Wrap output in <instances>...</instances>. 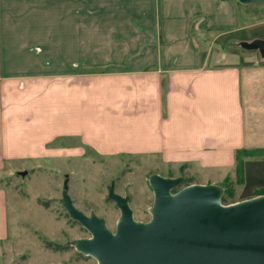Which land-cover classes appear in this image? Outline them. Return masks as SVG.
<instances>
[{"label": "crops", "instance_id": "crops-1", "mask_svg": "<svg viewBox=\"0 0 264 264\" xmlns=\"http://www.w3.org/2000/svg\"><path fill=\"white\" fill-rule=\"evenodd\" d=\"M244 6L0 0V169L86 146L218 184L236 150L261 149L243 157L244 197L264 193V59L210 51L243 26Z\"/></svg>", "mask_w": 264, "mask_h": 264}, {"label": "rangeland", "instance_id": "rangeland-1", "mask_svg": "<svg viewBox=\"0 0 264 264\" xmlns=\"http://www.w3.org/2000/svg\"><path fill=\"white\" fill-rule=\"evenodd\" d=\"M241 10L247 17L243 26L221 32L211 40L210 51L214 59L218 56L221 61L225 53L238 55L242 64L264 59L257 49L244 45V42L264 38V3L251 2ZM82 149V156L25 160L19 161L18 165L6 164L0 169V191L5 195L4 201L0 197V214L5 212V217L0 215V264L96 263L92 256L84 255L69 244L75 237H87L90 232L70 218L61 205L60 191L65 174L68 175L72 203L85 213L92 211L102 216L112 231L119 208L108 197L107 186L111 183L114 190L128 196L132 215L135 220L142 221L151 216L149 207L153 192L148 184L149 174L182 176L173 191L188 183H199L184 174L183 169L161 164L156 158L125 154L102 156L86 146ZM20 170H26V173L22 175ZM228 177L233 193L227 196L225 187L218 183L224 188L222 203L252 197H244L247 186L243 174L237 177L235 165Z\"/></svg>", "mask_w": 264, "mask_h": 264}, {"label": "water", "instance_id": "water-1", "mask_svg": "<svg viewBox=\"0 0 264 264\" xmlns=\"http://www.w3.org/2000/svg\"><path fill=\"white\" fill-rule=\"evenodd\" d=\"M244 45L264 56V38ZM67 177L61 205L90 232L69 244L92 256L95 264H264V193L224 204V188L217 183H188L173 191L182 176L151 173L153 198L146 221L135 220L127 195L114 190L113 183L107 186L108 197L119 208L112 231L102 216L72 203Z\"/></svg>", "mask_w": 264, "mask_h": 264}, {"label": "trees", "instance_id": "trees-1", "mask_svg": "<svg viewBox=\"0 0 264 264\" xmlns=\"http://www.w3.org/2000/svg\"><path fill=\"white\" fill-rule=\"evenodd\" d=\"M258 151H261V149L250 150V149L242 148V149L235 151V153H234L235 172L237 173L238 178L243 174V159H244L243 156L249 155V154H252L253 152H258ZM179 169L181 171L183 169V165H181ZM221 185H223L225 187L226 195L231 196L233 193V190H232L231 182H230L228 176L226 178H224V180L221 182ZM260 192L263 193V191H261V190H260ZM223 200H225V198Z\"/></svg>", "mask_w": 264, "mask_h": 264}]
</instances>
